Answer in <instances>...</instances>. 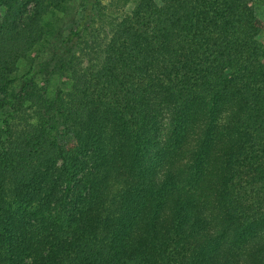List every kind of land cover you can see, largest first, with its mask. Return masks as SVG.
Here are the masks:
<instances>
[{
  "label": "trees",
  "instance_id": "1",
  "mask_svg": "<svg viewBox=\"0 0 264 264\" xmlns=\"http://www.w3.org/2000/svg\"><path fill=\"white\" fill-rule=\"evenodd\" d=\"M68 2L0 0V264H264V0Z\"/></svg>",
  "mask_w": 264,
  "mask_h": 264
},
{
  "label": "rangeland",
  "instance_id": "2",
  "mask_svg": "<svg viewBox=\"0 0 264 264\" xmlns=\"http://www.w3.org/2000/svg\"><path fill=\"white\" fill-rule=\"evenodd\" d=\"M83 1L87 4L90 0H69L68 5L70 9L65 13L61 12L57 14L59 19L58 25L65 33L75 20L72 15L74 12H78L79 7L82 8ZM130 8V0H100L99 14L97 18L94 19V22L89 26V29L86 30V33L77 45L75 52L78 57L77 65L84 66L86 64H94L97 66L99 64L101 60V52L104 47L103 45L107 41L111 29H113V26L117 24L120 17L127 13ZM256 13L264 23L263 2L256 7ZM47 53H49V51ZM25 70L26 66L24 67V65L21 64L18 70V75L21 76ZM58 90L57 82L54 79H51L47 89L48 95L54 97ZM61 92H66V88H63ZM11 115L13 117L11 122H14L15 125H21L23 118L21 111H15Z\"/></svg>",
  "mask_w": 264,
  "mask_h": 264
}]
</instances>
